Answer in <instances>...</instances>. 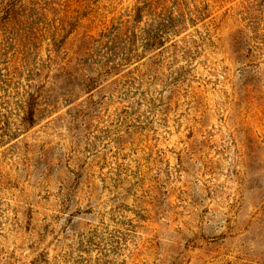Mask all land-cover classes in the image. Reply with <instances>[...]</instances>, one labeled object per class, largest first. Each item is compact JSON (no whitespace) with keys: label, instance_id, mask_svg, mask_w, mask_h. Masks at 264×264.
Listing matches in <instances>:
<instances>
[{"label":"rangeland","instance_id":"obj_1","mask_svg":"<svg viewBox=\"0 0 264 264\" xmlns=\"http://www.w3.org/2000/svg\"><path fill=\"white\" fill-rule=\"evenodd\" d=\"M0 264H264V0H0Z\"/></svg>","mask_w":264,"mask_h":264}]
</instances>
